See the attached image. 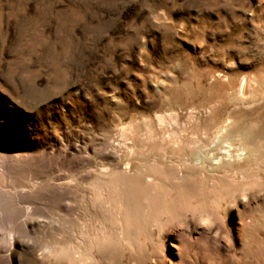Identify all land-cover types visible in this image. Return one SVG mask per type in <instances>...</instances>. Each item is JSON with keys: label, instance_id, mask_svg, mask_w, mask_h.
Here are the masks:
<instances>
[{"label": "rangeland", "instance_id": "1", "mask_svg": "<svg viewBox=\"0 0 264 264\" xmlns=\"http://www.w3.org/2000/svg\"><path fill=\"white\" fill-rule=\"evenodd\" d=\"M0 264H264V0H0Z\"/></svg>", "mask_w": 264, "mask_h": 264}, {"label": "bare ground", "instance_id": "2", "mask_svg": "<svg viewBox=\"0 0 264 264\" xmlns=\"http://www.w3.org/2000/svg\"><path fill=\"white\" fill-rule=\"evenodd\" d=\"M243 82H244V81H243ZM242 84H243L242 86H244V83H242ZM242 88H243V87H242ZM242 88H241V89H242ZM259 134H260V133H259ZM231 152H232V150L229 151V153H231ZM234 154H235V153H234ZM8 238H9L10 242L13 243V242H14V239H15V237H14V233L10 231V233H9V235H8ZM10 244H11V243H10ZM49 252H50V251H49Z\"/></svg>", "mask_w": 264, "mask_h": 264}]
</instances>
